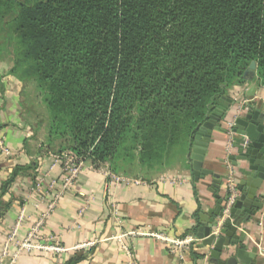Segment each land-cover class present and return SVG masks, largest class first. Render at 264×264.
Instances as JSON below:
<instances>
[{"label": "trees", "instance_id": "16d2710c", "mask_svg": "<svg viewBox=\"0 0 264 264\" xmlns=\"http://www.w3.org/2000/svg\"><path fill=\"white\" fill-rule=\"evenodd\" d=\"M6 54L45 151L150 174L252 61L264 87V0H0Z\"/></svg>", "mask_w": 264, "mask_h": 264}, {"label": "crops", "instance_id": "0c3cea01", "mask_svg": "<svg viewBox=\"0 0 264 264\" xmlns=\"http://www.w3.org/2000/svg\"><path fill=\"white\" fill-rule=\"evenodd\" d=\"M12 65L9 55H0V135L13 151L9 159L0 154V253L5 235L21 209L29 220L39 218L45 211L46 205L41 203L36 208V196L26 192L32 174L39 168H48L52 162L41 146L45 139L44 129L32 127L34 118L27 110V86L11 71ZM226 95L235 101L230 107L232 110L238 102L251 101V106L264 113V87L252 79L245 84L232 85ZM193 135L185 138L178 157L150 174L139 166L133 170L113 171L108 163L95 169L85 161L75 185L60 197L58 206L42 225V232L55 234L65 250L33 249L22 253L13 264H218V261L226 262L239 248L248 252L256 249L255 261L251 264H264V250L258 249V243L264 248V222L262 231L257 225L264 207L235 231V235H239L244 230L243 241L224 246L218 258L210 256L211 247L198 246L181 259L169 253L164 241L148 235L125 236L131 254L121 249L116 237L129 231L197 237L200 227L211 226L210 220L217 219L214 212L226 196L223 187L226 135L212 132L202 166L212 174L197 180L190 158ZM232 153L237 155V150L232 149ZM32 165H36L34 172L28 168ZM18 167L26 169L25 173H15ZM246 167V162L237 160V185L244 178L239 170ZM51 176H60L59 166ZM261 193L264 194V183L257 195ZM21 228L20 236H23L26 227ZM13 250L14 247H9L8 255ZM193 253L199 257L195 258ZM9 256L1 258L0 264H8Z\"/></svg>", "mask_w": 264, "mask_h": 264}, {"label": "built area", "instance_id": "2783aa9c", "mask_svg": "<svg viewBox=\"0 0 264 264\" xmlns=\"http://www.w3.org/2000/svg\"><path fill=\"white\" fill-rule=\"evenodd\" d=\"M245 102H238L235 108L231 110L225 121L224 129L226 135V145L224 163L226 172L223 187L226 196L221 205V213L217 216L216 222L212 228V233L215 235L219 234L224 222L230 218V210L239 195L235 178V166H233L229 156L232 154L233 149L232 143L234 133L232 131V127L234 120L240 113L242 104ZM0 154L6 159L13 156V151L7 147L2 135H0ZM45 154L52 160V162L48 168H39L36 173L33 174V178L30 179L28 183L29 187L26 193L36 196L34 203L36 208L39 204L44 203L46 205V209L42 215L35 220L27 219L29 217H25L24 209L20 210L17 219L6 233L5 239L2 242L0 259L10 255V261L8 264H13L22 253L30 252L33 249L53 252L65 250V248L60 244L59 238L55 234L42 232V225L45 218L49 216L50 213L58 206L60 197L75 185L79 172L85 161L79 159L71 151H62L57 153L47 150L45 151ZM56 166H59V177L51 176V173ZM91 167L97 169L98 166L91 164ZM104 172L106 174V170H104ZM115 179L119 180L117 177H115ZM27 222H29V224ZM263 222L264 210L261 211L260 217L257 221V225L260 227L261 231L263 229ZM23 226L26 227L25 234L20 236L21 227ZM128 235H148L158 240H162L167 244L169 253L181 259L186 254L196 250L200 243V240L192 234L185 235L183 237H169L164 232L155 231L144 233L141 230H133L116 237L121 249L124 250L127 255L131 254L129 245L124 241V237ZM9 247H14V250L12 251V254L8 255ZM258 249L260 251L264 250L261 243H258Z\"/></svg>", "mask_w": 264, "mask_h": 264}, {"label": "water", "instance_id": "95a60500", "mask_svg": "<svg viewBox=\"0 0 264 264\" xmlns=\"http://www.w3.org/2000/svg\"><path fill=\"white\" fill-rule=\"evenodd\" d=\"M255 66V62L252 61L243 72L242 77L251 80ZM234 103L235 101L226 94L221 95L195 131L190 152L191 168L195 180L206 174H212L210 170L202 167L207 147L212 141L213 131L225 133V129L221 127V121L229 115L232 110L230 107ZM251 105V101L242 104L240 113L235 118L232 127L234 133L232 146L237 150V155L232 153L229 159L233 166H236L237 160H241L246 162L247 167L239 170L244 178L237 185L240 194L230 210V218L224 222L218 235L212 233L213 225L216 222L214 219L209 222L213 223L211 226L200 227L197 232V237L200 240L198 246L211 247L210 256L213 258L219 257L224 246L237 241L242 242L246 236L244 230L239 235H235V231L264 207V194L257 195V191L264 183V113ZM229 110L230 112H228ZM214 213L216 216L220 215L221 205L216 207ZM225 228L229 230L227 231ZM222 235L233 237V239L224 238ZM255 253L256 249L248 252L245 248H239L226 262L218 261V264H251L255 261L253 258Z\"/></svg>", "mask_w": 264, "mask_h": 264}, {"label": "rangeland", "instance_id": "374dc122", "mask_svg": "<svg viewBox=\"0 0 264 264\" xmlns=\"http://www.w3.org/2000/svg\"><path fill=\"white\" fill-rule=\"evenodd\" d=\"M254 82H256V84H259L258 83V81H256V80H254ZM245 83H247V82H243L242 84H245ZM34 90V94H35V89H33ZM36 98V97H35ZM182 146L179 144L176 148H175V156L174 157H178L180 154H181V152H182ZM172 162V161H171ZM170 162V163H171ZM169 164V163H168Z\"/></svg>", "mask_w": 264, "mask_h": 264}]
</instances>
